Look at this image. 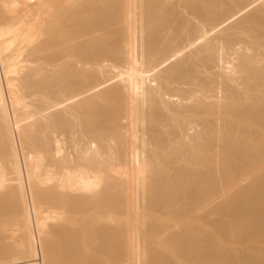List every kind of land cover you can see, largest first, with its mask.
Returning a JSON list of instances; mask_svg holds the SVG:
<instances>
[{"label": "bare ground", "instance_id": "6f19581e", "mask_svg": "<svg viewBox=\"0 0 264 264\" xmlns=\"http://www.w3.org/2000/svg\"><path fill=\"white\" fill-rule=\"evenodd\" d=\"M0 264H264V0H0Z\"/></svg>", "mask_w": 264, "mask_h": 264}]
</instances>
